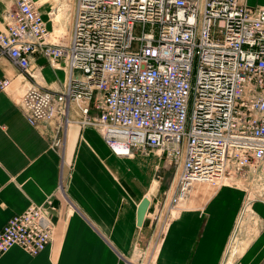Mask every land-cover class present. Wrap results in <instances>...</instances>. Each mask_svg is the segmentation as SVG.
<instances>
[{
  "label": "built area",
  "instance_id": "built-area-1",
  "mask_svg": "<svg viewBox=\"0 0 264 264\" xmlns=\"http://www.w3.org/2000/svg\"><path fill=\"white\" fill-rule=\"evenodd\" d=\"M13 2L0 54L18 73L0 78V92L20 82L27 121L51 132L54 147L76 125L98 130L119 157L158 151L175 169L167 211L196 184L215 188L223 179L241 182L245 206L255 201L251 190L264 202V7L76 0L69 36L52 41L35 2ZM37 57L66 71L61 88L38 82ZM55 210L48 203L12 217L0 231V253H42L54 237Z\"/></svg>",
  "mask_w": 264,
  "mask_h": 264
},
{
  "label": "crops",
  "instance_id": "crops-1",
  "mask_svg": "<svg viewBox=\"0 0 264 264\" xmlns=\"http://www.w3.org/2000/svg\"><path fill=\"white\" fill-rule=\"evenodd\" d=\"M33 1L51 35L57 31L68 37L76 0H64L71 3V13L64 19L56 14L61 22L63 19L61 25L53 17L59 0ZM247 3L264 6V0ZM0 7L2 33L14 2L0 0ZM32 68L38 82L49 89L58 90L67 78L64 69H54L43 57L35 58ZM17 73L0 54V78ZM13 86L0 92V231L12 217L32 206L53 203L58 211L53 213V240L42 253L31 256L14 247L0 253V264H131L133 252L146 248L158 228L160 222L152 214L164 201L166 210L168 194L172 197L174 193V181H153L157 170L167 172L172 166L153 152L135 151L132 157H119L93 127H69L61 135L62 147H54L51 132L30 125L20 108L23 86L20 82ZM222 184L216 190L190 193L175 207L176 216L169 224L165 222L168 226L159 245L154 243L152 252L159 250L152 264H220L242 209L247 207L256 216L257 229L250 234L253 239L239 238L247 247L233 264H262L264 203L255 201L244 207L246 192L231 181ZM146 197L150 207L143 226L138 227V209Z\"/></svg>",
  "mask_w": 264,
  "mask_h": 264
},
{
  "label": "rangeland",
  "instance_id": "rangeland-1",
  "mask_svg": "<svg viewBox=\"0 0 264 264\" xmlns=\"http://www.w3.org/2000/svg\"><path fill=\"white\" fill-rule=\"evenodd\" d=\"M250 7H252V6H250ZM258 7H264V6H258ZM53 13L55 14V15H53L54 18H56L57 15H58L57 17H59L60 15L63 16V19L66 16H68L70 18L71 3H69V2L64 3V0H59L58 3H57L56 9L53 11ZM57 19L58 18H56V20ZM63 19H62V22H63ZM58 21H60V20L58 19ZM58 21H56V25H61L62 22L61 21L58 22ZM135 35L136 36L140 35L139 28L136 29ZM64 36H65V34H62L61 32L55 31V33L52 34V41H57V40H60V39H66L67 37H64ZM14 83H16V82H14ZM13 89H15V88H13ZM21 92L22 93H20L19 97H22V95L24 94L25 90L22 88ZM153 153L158 154L159 152L158 151H154ZM158 156H160V153L158 154ZM152 163L155 165L154 168L156 169L157 168V162L155 164L154 160H152ZM174 177H175V169L173 168V166H172V169L168 170L167 172L162 170V168H160L159 170H157V173L155 175V180H153V181H174ZM237 182L241 186L240 189L243 190L244 192H246L245 191V187L241 184V182L240 181H237ZM220 186H221V184L217 185V187L214 188L211 185L210 186H202V187L200 185L199 187L195 188L191 192L192 193L191 195H195L196 192H199V189H208V188H210V189H215L216 190ZM234 187H238V186L234 185ZM170 193L168 194V197L169 196L171 197ZM249 198L251 200L254 199L255 201H259L258 191L257 190H251ZM165 199H166V197H165ZM255 201H253V203ZM164 202L161 203V206L157 209V211L152 214V216L155 218V222L156 223L160 222L159 225H158V228L153 231L154 232L153 238L150 240V242H149V244H148V246L146 248H144V249L137 248L139 253L133 252L132 256L130 257V259L132 260L131 264L135 263V262L137 264H152L155 261L159 248L157 247L158 249H156V251L152 252L154 243H157V246L159 245V241H160L159 238H161L163 230H165V228L168 226V225L165 226V222L169 224L170 220L173 219L176 216V213L178 212L177 209H174L173 212H171V211H167V209L165 210V208L163 209L164 210L163 211L162 210V206H163ZM248 206L251 207L250 205H248ZM57 211H58V209L55 210V212H57ZM243 211L244 210L242 209V213H243ZM249 213H250L249 214V219L247 220V222H246V224L244 226L243 225H239V221H240V218H241V215H242V214H240L238 222H237V225L235 226L234 233H233V235L231 237V240H230V243H229L230 245H228V247L226 249V252L224 254V257L222 258L220 264H233L235 257H238L239 255H241L244 252V250L246 249L247 245L242 243L241 240H239V238H241V239L244 238V241H247L250 238L253 239L254 235H252V237H251L250 234L251 233H255V229H257V227H256L257 221H256L255 214L252 213L250 211V209H249ZM168 220H169V222H167ZM241 228H244V229L246 228L245 232L243 234L241 232ZM137 249H134L133 251H136ZM140 254H144V255L146 254V256H143V255H140ZM150 254H151V256H150ZM150 258H151V260H150ZM262 264H264V261L262 262Z\"/></svg>",
  "mask_w": 264,
  "mask_h": 264
},
{
  "label": "water",
  "instance_id": "water-1",
  "mask_svg": "<svg viewBox=\"0 0 264 264\" xmlns=\"http://www.w3.org/2000/svg\"><path fill=\"white\" fill-rule=\"evenodd\" d=\"M149 207H150V199L146 197L143 199L138 209V213H137V226L138 227L143 226V223L146 218Z\"/></svg>",
  "mask_w": 264,
  "mask_h": 264
},
{
  "label": "bare ground",
  "instance_id": "bare-ground-1",
  "mask_svg": "<svg viewBox=\"0 0 264 264\" xmlns=\"http://www.w3.org/2000/svg\"><path fill=\"white\" fill-rule=\"evenodd\" d=\"M21 99H22V97H21ZM159 154V153H158ZM158 154H156V157L158 158L159 156H158ZM156 162H157V159H154V163L156 164ZM226 181H230V180H228V179H223V180H221V181H219L218 182V184L217 185H220V184H222V183H225ZM201 185V187L202 186H209V185H205V184H196L194 187H193V189H192V191L195 189V188H197V187H199ZM237 186H239V187H241L239 184H236ZM191 191V192H192ZM247 206V205H246ZM249 208H244V211H243V213H242V215H241V218H240V221H239V225H245L246 224V222H247V220L249 219ZM244 228H241V231L243 230ZM132 264H137L136 262L135 263H132Z\"/></svg>",
  "mask_w": 264,
  "mask_h": 264
}]
</instances>
